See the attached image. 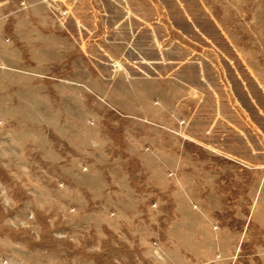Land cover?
<instances>
[{
  "label": "rangeland",
  "instance_id": "rangeland-1",
  "mask_svg": "<svg viewBox=\"0 0 264 264\" xmlns=\"http://www.w3.org/2000/svg\"><path fill=\"white\" fill-rule=\"evenodd\" d=\"M149 2L116 58L98 40L130 32L105 1L0 0V264H264V0H181L175 26ZM76 17L90 54L67 48ZM152 52L168 92L137 82L163 76ZM189 64L210 86L189 95L202 129Z\"/></svg>",
  "mask_w": 264,
  "mask_h": 264
},
{
  "label": "crops",
  "instance_id": "crops-1",
  "mask_svg": "<svg viewBox=\"0 0 264 264\" xmlns=\"http://www.w3.org/2000/svg\"><path fill=\"white\" fill-rule=\"evenodd\" d=\"M105 1L106 6L109 8V12L113 15H109V17L107 18V21H109V23H112V25L115 27H122V28H127L129 29V36L123 40V33H121V31L118 29L114 30V41L112 43L114 44H109L107 45L106 42H104V45L102 46V44H100V40H98L99 42V48L103 47L104 49H109V51H115L114 56L116 58H121L123 56V54L125 53V51H129V53L126 54H133V51H131V49H135L134 54L136 53V51H138L137 47H136V36H134L137 32L136 31H132V28L136 27L137 25L139 26H145V24L147 25L148 22H152L153 20H155L153 17H155V6L151 5V2H149V0H103ZM162 3V6L164 8L165 14H166V18L165 21L167 20L168 22H166V25H170V26H175L176 22H178L181 25V21L182 22H186L188 23V15L189 17L191 16L190 13H187V15L184 13L186 11V9H182L181 7V0H160ZM192 1V5L198 9V5L195 2V0H191ZM126 3H129L128 5H130L129 9L125 6ZM188 10V8H187ZM198 11V16H199V21L210 26V28L212 30L215 31V27L213 28V25L211 23L212 19L211 17L208 18L207 15L203 14L202 12ZM108 12V11H106ZM125 12H127L128 14L131 13V16H129L128 18L126 16H124ZM187 12H190L189 10ZM108 14V13H107ZM83 23V26L86 25V20H84V17H80ZM46 22H49L48 24ZM213 22V21H212ZM22 23V22H19ZM24 24H19V27L25 26L27 28L29 27H34V30L37 29V25L36 24H32L33 22H27L24 21ZM42 27H44V29H47L46 31H48L49 33H54V35H57V28H58V24L57 22L54 20L52 21H47V20H43L42 21ZM69 26H70V30H71V34L75 36V38L73 39L72 43H69L70 45L67 46V48L71 49V51L73 52V54H90L91 50L94 48L93 45L90 46L89 44V37L86 34H82V39L79 38L78 36V17L76 18H71L69 21ZM24 27V28H25ZM52 28H54V31L52 30ZM135 29V28H134ZM136 30V29H135ZM149 37H148V41L145 43H147L149 46V48H146L145 50L148 51H152L153 50V46H154V38L155 34L154 33H150L148 31ZM142 35V34H141ZM132 39H134V44L132 43V46L128 49L129 43L132 42ZM146 40V39H145ZM119 41V43H118ZM87 42V43H86ZM87 44V49H86V44ZM153 45V46H152ZM111 49V50H110ZM111 54V53H110ZM141 56H145L146 58H148L149 62H150V67L152 68H160L161 69V77L157 76V77H151L150 78H146L145 80H137V82L142 81V82H146L147 86H149V84L151 83L152 85H156V87H160L162 92H168L169 91V78H167L166 75H170V71H169V67H167L164 64H156L154 66L153 63H151L152 61L155 60V55L152 53L150 54H140ZM170 55V54H168ZM174 55H178V56H185V55H189V54H174ZM217 56V54H215ZM138 56V55H137ZM160 55L157 54L156 58H158ZM161 56H164L161 55ZM140 57V56H138ZM174 57V56H173ZM160 59V58H159ZM165 62V64H169V60H164L163 63ZM161 63V62H159ZM123 71V70H122ZM209 74H211L212 76H215V71L213 69H210V71L208 70ZM239 73V72H238ZM241 73V72H240ZM181 103L183 104L184 107V112L186 108H195L194 109V113L191 115V117L193 118V116L196 115V120L194 121V123H198L197 126L198 128H201V124L202 119L199 120V117L201 116L202 113V108L203 106L205 107L207 104V101H205L203 104H201V102H191L194 99L190 98L189 95L196 91V89L199 88V86H203L206 89H208L209 84L206 83V79H207V73H205L204 71H202L201 67H199L198 65L196 66L195 64H189L185 67H181ZM206 78V79H205ZM167 79V80H166ZM140 83V82H139ZM200 90V89H199ZM163 99H164V95H162ZM166 98H168L166 96ZM211 103V102H208ZM215 103V102H214ZM216 104V103H215ZM206 111V110H205ZM198 116V118H197ZM198 119V120H197ZM198 121V122H197ZM196 129V127H195ZM193 131V130H192ZM199 131V130H197ZM201 132V131H199Z\"/></svg>",
  "mask_w": 264,
  "mask_h": 264
},
{
  "label": "flooded vegetation",
  "instance_id": "flooded-vegetation-1",
  "mask_svg": "<svg viewBox=\"0 0 264 264\" xmlns=\"http://www.w3.org/2000/svg\"><path fill=\"white\" fill-rule=\"evenodd\" d=\"M205 26L208 27V28H210V26H208V25H206V24H205ZM205 26H204V27H205ZM210 29H211V28H210ZM206 32H208V30H206Z\"/></svg>",
  "mask_w": 264,
  "mask_h": 264
}]
</instances>
